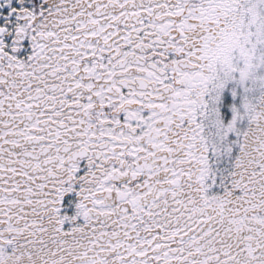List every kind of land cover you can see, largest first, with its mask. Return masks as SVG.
Returning <instances> with one entry per match:
<instances>
[{
    "label": "snow or ice",
    "instance_id": "obj_1",
    "mask_svg": "<svg viewBox=\"0 0 264 264\" xmlns=\"http://www.w3.org/2000/svg\"><path fill=\"white\" fill-rule=\"evenodd\" d=\"M0 264H264V0H0Z\"/></svg>",
    "mask_w": 264,
    "mask_h": 264
}]
</instances>
